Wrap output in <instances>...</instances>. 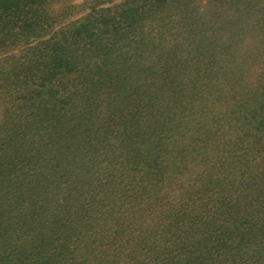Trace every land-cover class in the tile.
I'll list each match as a JSON object with an SVG mask.
<instances>
[{
    "label": "trees",
    "instance_id": "16d2710c",
    "mask_svg": "<svg viewBox=\"0 0 264 264\" xmlns=\"http://www.w3.org/2000/svg\"><path fill=\"white\" fill-rule=\"evenodd\" d=\"M0 264H264V0H0Z\"/></svg>",
    "mask_w": 264,
    "mask_h": 264
}]
</instances>
